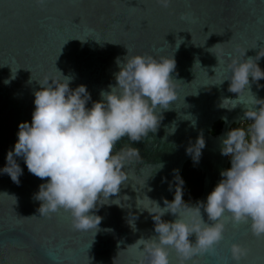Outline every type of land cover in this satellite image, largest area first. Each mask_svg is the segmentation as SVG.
<instances>
[{"label":"water","instance_id":"water-1","mask_svg":"<svg viewBox=\"0 0 264 264\" xmlns=\"http://www.w3.org/2000/svg\"><path fill=\"white\" fill-rule=\"evenodd\" d=\"M222 42L226 43L214 47ZM126 48L129 55L172 56L175 70L170 75L177 98L160 110L155 132L140 141L124 136L116 143L114 151L130 146L139 152L125 161L128 182L111 201L119 205L108 203L93 210L101 217L95 235L74 230L70 213L64 210L39 218L40 201L33 195L47 178L31 174L23 158L16 157L22 169L19 185L0 173V264H138V252L128 245L155 235L152 216L143 208L154 207L148 198L161 207L165 199L172 200L176 171L192 159L186 146L203 135L205 147L196 163L203 173L202 192L192 205L205 201L222 178L221 170L229 168L228 157L220 151L221 137L245 119L247 107L260 105H251L248 88L239 96L228 90L226 65L245 50L243 59L252 57L264 70V56L256 59L259 50L264 53L261 0H170L167 8L158 0H0V167L14 147L19 123H31L39 83L45 78L54 82L58 69L72 78L70 88L86 86L91 96L86 106L91 107L92 101L101 99L102 90L116 83V60L123 62ZM249 81L251 93L264 99V79ZM223 98L233 99L229 106H236L220 107ZM217 121L221 126L214 134ZM32 215L38 218H22ZM201 215L209 222L203 208ZM175 218L170 213L161 217ZM224 223L215 251L196 255L187 264H237L230 252L232 243L247 250L238 264H264V237L254 236L249 223H233L230 214ZM169 260L178 264L173 249Z\"/></svg>","mask_w":264,"mask_h":264},{"label":"clouds","instance_id":"clouds-1","mask_svg":"<svg viewBox=\"0 0 264 264\" xmlns=\"http://www.w3.org/2000/svg\"><path fill=\"white\" fill-rule=\"evenodd\" d=\"M158 3L167 8L170 0ZM180 42H176L177 47ZM244 54L245 50L230 58L226 65L230 70L226 78L230 81L228 90L239 96L248 88L251 105L260 107H247L245 119L221 137L220 151L230 159V167L221 170L222 178L206 200H198L195 205L183 199L184 181L178 171L174 176L173 199H165L163 207L145 195L154 206L143 209L152 216L155 235L141 237L128 245L138 252V264H170L169 249L177 253L178 264H187L196 255L211 254L223 239L226 213L233 223H249L254 236L264 237V99L251 93L249 81V77L254 82L264 79V70L252 57L243 59ZM261 56L264 53L259 50L256 59ZM116 63L119 68L114 74L116 83L110 84L108 91L102 90L101 99L87 107L91 96L86 86L70 88L72 78L64 76L54 61L59 77L54 82L45 78L43 84L39 83L41 87L34 92L31 123H19L14 147L6 153L5 164L0 167V173L19 185L22 169L16 157H22L31 174L41 180L47 178L33 195L40 201L39 218L64 210L70 213L74 230H91L94 235L99 231L101 217L93 210L108 203L119 205L111 201L119 198L121 187L128 182L123 170L125 161L139 156L130 146L114 151L116 143L124 136L140 141L149 131L155 132L161 119L160 110L168 109L177 98L170 75L175 70L172 56L156 59L151 55H129L127 49L123 62L117 58ZM231 101L234 100L223 98L220 107L234 108L237 103L230 107ZM222 119L226 122V117ZM204 147L202 134L186 146L194 164L199 162ZM110 197L117 198L110 200ZM201 208L209 222L203 219ZM165 213L176 218L162 220ZM33 217L38 218L36 215L22 218ZM131 226L135 230V225ZM192 236L194 241L190 239ZM230 252L237 264L247 254L238 243L230 245Z\"/></svg>","mask_w":264,"mask_h":264},{"label":"trees","instance_id":"trees-1","mask_svg":"<svg viewBox=\"0 0 264 264\" xmlns=\"http://www.w3.org/2000/svg\"><path fill=\"white\" fill-rule=\"evenodd\" d=\"M220 125H221L220 121L215 122L211 132L214 134L217 133L220 129ZM238 125L233 124L232 126L235 127ZM179 175L184 181L183 199L185 200V202L191 203L192 200L195 197L199 196L202 192L203 173L199 170L197 164L196 163L194 164L193 160L189 159L184 163L182 170L179 172ZM172 199H173V195H172Z\"/></svg>","mask_w":264,"mask_h":264},{"label":"flooded vegetation","instance_id":"flooded-vegetation-1","mask_svg":"<svg viewBox=\"0 0 264 264\" xmlns=\"http://www.w3.org/2000/svg\"><path fill=\"white\" fill-rule=\"evenodd\" d=\"M220 122H221V121H220ZM249 122H250V121H249ZM232 125H233V124H232ZM232 125H231V127H233ZM234 125H238V124H234ZM220 126H221V125H220ZM231 127H230V128H231ZM229 163H230V159L228 158V165H229ZM229 167H230V165H229Z\"/></svg>","mask_w":264,"mask_h":264},{"label":"snow or ice","instance_id":"snow-or-ice-1","mask_svg":"<svg viewBox=\"0 0 264 264\" xmlns=\"http://www.w3.org/2000/svg\"><path fill=\"white\" fill-rule=\"evenodd\" d=\"M262 3H264V0H261Z\"/></svg>","mask_w":264,"mask_h":264}]
</instances>
